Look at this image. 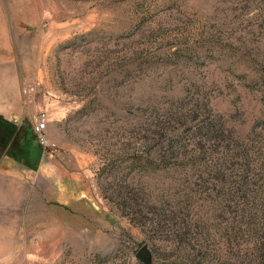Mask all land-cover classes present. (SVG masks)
Segmentation results:
<instances>
[{"label": "rangeland", "instance_id": "obj_1", "mask_svg": "<svg viewBox=\"0 0 264 264\" xmlns=\"http://www.w3.org/2000/svg\"><path fill=\"white\" fill-rule=\"evenodd\" d=\"M0 59V264H264V0H0Z\"/></svg>", "mask_w": 264, "mask_h": 264}, {"label": "trees", "instance_id": "obj_2", "mask_svg": "<svg viewBox=\"0 0 264 264\" xmlns=\"http://www.w3.org/2000/svg\"><path fill=\"white\" fill-rule=\"evenodd\" d=\"M10 125L11 124H8L7 121L2 120V118L0 117V151L4 147L7 146V142H9L8 140H10V142L13 139L16 140L18 132L21 131V128H19V129L16 128V126L14 124L11 125V127L9 129L8 127ZM8 129L11 131H9ZM11 132H12V134H11ZM10 142L8 144H10ZM221 180L224 181V184H226V182L229 183V181H230L229 178H226V179L223 178ZM224 184L221 183V186H219L217 191L222 192V188H223ZM229 184L232 185V186H230L229 191L226 193H223V195L226 196V200L229 199V202H232L233 200L235 203H237L238 201L244 202L251 195H253V194H250V195L248 194V193H251L253 190H249V188H251V187L247 183V181L244 179L242 169H240V171H238V173H237L236 182L230 181ZM254 199L255 198L250 197V201L248 202V204L251 203V205H252V202ZM261 203H262L261 205L263 206L264 203L262 202V200H261ZM259 214L261 217L260 219H262V220L258 221L260 223L259 224L260 227L259 228L258 227L253 228V229L250 228V231H251L250 235L253 236L254 238H256V240H255L256 245L255 246L258 247L257 249H255L256 251L257 250L262 251V249L264 248V209L261 210ZM245 221L250 224V223H252L253 219L251 216H247L245 218ZM235 232L237 233L236 230H235ZM232 237H235V236H232ZM228 239H230V238L228 237ZM260 256H261L260 254H257V258H259Z\"/></svg>", "mask_w": 264, "mask_h": 264}, {"label": "crops", "instance_id": "obj_3", "mask_svg": "<svg viewBox=\"0 0 264 264\" xmlns=\"http://www.w3.org/2000/svg\"><path fill=\"white\" fill-rule=\"evenodd\" d=\"M4 59L7 60V57ZM12 77L13 79H15L16 77L15 70H13L12 68L4 69L2 74L0 70V117H2V119H5V120L8 119L10 121H13L14 125L19 126L21 124L15 119L19 118V121H20V118L23 115L21 111L23 108L20 105L19 99H17L19 91L17 92V89H16L17 84L15 80H13L12 82L13 88L11 87V89L8 90L9 88L8 85H10ZM8 91H10L9 96H8ZM12 95H15V96L11 97ZM18 111H20V113Z\"/></svg>", "mask_w": 264, "mask_h": 264}, {"label": "built area", "instance_id": "obj_4", "mask_svg": "<svg viewBox=\"0 0 264 264\" xmlns=\"http://www.w3.org/2000/svg\"><path fill=\"white\" fill-rule=\"evenodd\" d=\"M22 93L25 94L27 98H30L33 94V88L31 85L27 86L25 89L22 90ZM46 115L44 113L37 112L35 117H33L32 121L30 122V128L32 134L38 142L39 147L42 150V153H50L56 149V144L49 140L46 134Z\"/></svg>", "mask_w": 264, "mask_h": 264}, {"label": "water", "instance_id": "obj_5", "mask_svg": "<svg viewBox=\"0 0 264 264\" xmlns=\"http://www.w3.org/2000/svg\"><path fill=\"white\" fill-rule=\"evenodd\" d=\"M136 258L141 262V261H145L146 259V252L144 248L139 249L136 253H135Z\"/></svg>", "mask_w": 264, "mask_h": 264}]
</instances>
